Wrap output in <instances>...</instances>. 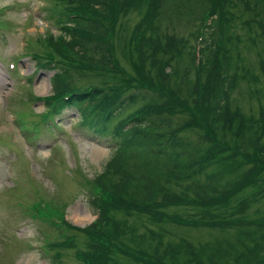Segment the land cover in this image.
Instances as JSON below:
<instances>
[{
  "label": "trees",
  "instance_id": "1",
  "mask_svg": "<svg viewBox=\"0 0 264 264\" xmlns=\"http://www.w3.org/2000/svg\"><path fill=\"white\" fill-rule=\"evenodd\" d=\"M53 2L61 34L34 53L55 70L40 99L55 114L77 106L83 136L112 149L91 195L98 217L83 228L65 220L49 243L54 261L73 248L80 264H264V106L247 113L233 100L243 83L251 95L264 88V0ZM133 12L141 19L127 33L128 67L116 39ZM197 17L195 30L179 31ZM246 44L261 46L258 74ZM89 73L103 83L78 85ZM121 214L153 227L140 231ZM199 227L216 237H186Z\"/></svg>",
  "mask_w": 264,
  "mask_h": 264
},
{
  "label": "rangeland",
  "instance_id": "2",
  "mask_svg": "<svg viewBox=\"0 0 264 264\" xmlns=\"http://www.w3.org/2000/svg\"><path fill=\"white\" fill-rule=\"evenodd\" d=\"M53 4V0H0V8L6 9L0 13V264H52L56 249L47 244L48 253L46 243L60 236L50 216L64 218L81 228L92 223L96 214L90 204L91 195L98 174L112 155L110 142L107 146L83 136L78 128L81 113L77 106L57 115L44 113L45 104L40 98L53 92L51 77L55 70L37 63L34 53L49 49L44 45L49 33L56 37L61 34L48 15L47 9ZM140 19L141 15L133 12L121 22L117 58L125 66L127 33ZM198 24L197 17L180 25L179 31L186 35ZM260 48L250 44L242 48L247 64L257 74ZM102 81L91 73L76 80L83 87ZM243 85L233 92V100L247 113L256 114L264 106V88L251 95L247 89L255 86ZM185 118L179 120L177 116L176 121L182 123ZM185 136L192 141L201 137L193 131ZM182 209L178 211L183 213ZM118 217L138 225L140 231L153 227L146 215ZM170 229L168 234L176 227L171 225ZM184 233L197 243L214 239L217 230L199 227ZM74 251L62 250L55 264H80Z\"/></svg>",
  "mask_w": 264,
  "mask_h": 264
}]
</instances>
